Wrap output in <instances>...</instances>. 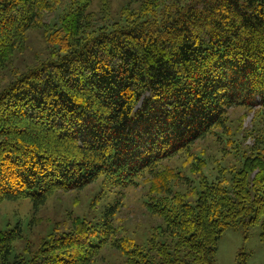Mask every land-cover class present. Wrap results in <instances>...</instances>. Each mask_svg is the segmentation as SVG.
<instances>
[{
	"label": "trees",
	"instance_id": "trees-1",
	"mask_svg": "<svg viewBox=\"0 0 264 264\" xmlns=\"http://www.w3.org/2000/svg\"><path fill=\"white\" fill-rule=\"evenodd\" d=\"M34 29L46 52L13 68ZM257 105L264 115V0H0V202L39 206L101 176L127 187L149 172L145 204L163 223L147 246L115 243L125 264H218L230 227L260 225L264 241V131L247 146L228 128L233 108ZM211 134L234 160L213 179L192 151ZM181 153L198 170L158 168ZM115 206L16 253L21 227L0 230V264H96Z\"/></svg>",
	"mask_w": 264,
	"mask_h": 264
},
{
	"label": "rangeland",
	"instance_id": "rangeland-1",
	"mask_svg": "<svg viewBox=\"0 0 264 264\" xmlns=\"http://www.w3.org/2000/svg\"><path fill=\"white\" fill-rule=\"evenodd\" d=\"M112 1L117 8L125 0ZM45 46L40 31L31 30L25 51L17 53L13 68L22 71L32 63L36 55L46 52ZM260 108L259 105L254 108L240 106L230 112L228 128L232 134L245 137L247 146L255 145L263 134L264 115L259 114ZM192 151L206 161L205 163L193 159L199 164L198 166L208 163L205 171L211 179L218 172L216 167H219V162L234 161L232 156L224 157L223 138H218L214 134L200 139L193 146ZM221 159L223 160L220 161ZM186 160V156L181 153L161 162L158 168L161 170L170 167L169 169L188 174H192L194 169L198 170L194 162L186 163ZM152 180H155L154 175L151 176L146 172L135 185L113 187L101 176L82 190L57 191L39 206H36L31 198L4 200L0 202V230L8 231L17 226L21 227L23 239L16 241L13 251L16 253L23 250L26 240L36 246L53 228L71 227L77 215H85L94 221L106 219L104 212L113 204L116 205L112 219L114 231H111L109 243L103 248L96 264H125L121 252L114 247L115 243L123 237H129L147 246L155 226L163 223V220L152 214L145 204L149 199L148 190L153 185ZM171 182L182 192L190 190L189 184L185 181L171 180ZM260 233V225L253 226L248 232L242 227L226 229L218 242V264H239L238 253L241 251L246 253L248 264H264V241ZM101 235L106 236V234Z\"/></svg>",
	"mask_w": 264,
	"mask_h": 264
}]
</instances>
